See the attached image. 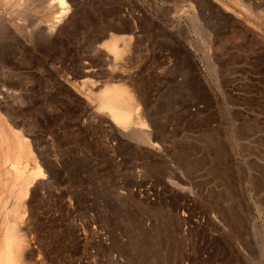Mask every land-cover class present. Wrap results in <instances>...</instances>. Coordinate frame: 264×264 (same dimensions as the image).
<instances>
[{
	"label": "rangeland",
	"instance_id": "374dc122",
	"mask_svg": "<svg viewBox=\"0 0 264 264\" xmlns=\"http://www.w3.org/2000/svg\"><path fill=\"white\" fill-rule=\"evenodd\" d=\"M65 2L0 50V264H264V0Z\"/></svg>",
	"mask_w": 264,
	"mask_h": 264
},
{
	"label": "bare ground",
	"instance_id": "6f19581e",
	"mask_svg": "<svg viewBox=\"0 0 264 264\" xmlns=\"http://www.w3.org/2000/svg\"><path fill=\"white\" fill-rule=\"evenodd\" d=\"M54 3L59 13L56 21L59 25L64 21L66 8H69L65 0H0V50L8 49L26 35L34 37L36 45L37 42L41 44L44 42L42 40H47L53 29L50 23L55 16L51 17L50 11ZM119 40L115 38L106 45L107 52L115 62L124 55L125 50L120 47ZM128 89L123 85H109L105 86L96 97L99 102L97 111L109 113L111 122L122 131H126L134 119L141 128L145 123L139 100ZM34 176L36 180L44 179L41 169H38Z\"/></svg>",
	"mask_w": 264,
	"mask_h": 264
}]
</instances>
